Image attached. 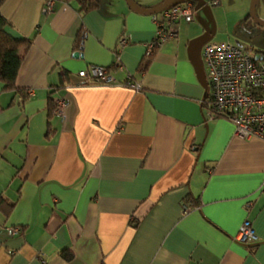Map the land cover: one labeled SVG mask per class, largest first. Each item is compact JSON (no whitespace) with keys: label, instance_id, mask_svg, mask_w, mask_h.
Returning <instances> with one entry per match:
<instances>
[{"label":"crops","instance_id":"crops-1","mask_svg":"<svg viewBox=\"0 0 264 264\" xmlns=\"http://www.w3.org/2000/svg\"><path fill=\"white\" fill-rule=\"evenodd\" d=\"M187 1L193 22L174 24L177 37L151 58L152 18L124 0L89 11L58 0L49 14L43 0L2 1L7 33L31 45L16 77L23 95L0 84V264H264V142L206 117L201 58L218 17L246 22L250 1ZM117 59L121 69L109 70L118 84H80L79 71ZM49 95L64 102L52 118ZM186 203L195 208L184 213ZM244 220L255 243L235 240ZM10 227L23 232L9 237Z\"/></svg>","mask_w":264,"mask_h":264},{"label":"built area","instance_id":"built-area-1","mask_svg":"<svg viewBox=\"0 0 264 264\" xmlns=\"http://www.w3.org/2000/svg\"><path fill=\"white\" fill-rule=\"evenodd\" d=\"M58 0H43V12L52 13ZM212 0L211 6L218 5ZM155 27L153 40L146 45V56L168 40L177 37L171 27L183 22L190 24L194 19L191 2L177 3L168 6L161 12L151 15ZM128 43L125 35L118 39V46ZM202 64L209 83L210 92L206 96V117L208 119H225L234 127V135L242 140L258 138L264 142V61L255 59L246 51L228 42L209 41L201 50ZM114 69H121L118 59ZM81 85L118 84V81L105 68L91 66L77 74ZM127 77L126 84L129 83ZM64 106L63 100L57 102L56 113ZM183 212L190 210L187 204ZM9 237L19 235L20 228L6 229ZM235 240L241 243H255L257 235L249 222L244 220L240 225Z\"/></svg>","mask_w":264,"mask_h":264},{"label":"trees","instance_id":"trees-1","mask_svg":"<svg viewBox=\"0 0 264 264\" xmlns=\"http://www.w3.org/2000/svg\"><path fill=\"white\" fill-rule=\"evenodd\" d=\"M2 1L3 0H0V5ZM76 1H78V3L80 4L81 10L85 11L93 10L98 6L97 0ZM8 26V21L0 13V84L2 86L1 92H13L14 94L19 93L20 95H23V92L16 88V77L23 62L24 55L26 54V51L31 45V41L10 36L6 31ZM84 35V32L80 31L76 38V47H78L79 49L82 47ZM151 57L152 56H149L147 58ZM259 59H261V56H259ZM105 69H107V71L111 73L110 70H114V67L112 66L111 68ZM144 69L145 66L141 67L140 71H143ZM56 107L57 104H55L54 99L51 97V95H49L47 108L48 118H52L54 116V114L56 113ZM204 107L206 108L205 103ZM2 203V199L0 198V204ZM187 205L190 207V209L195 208L194 206L191 207L189 204ZM10 209L11 206H8L7 210L10 211ZM20 231L23 232L22 228H20ZM60 255L67 262L72 260V255L66 250L62 251Z\"/></svg>","mask_w":264,"mask_h":264},{"label":"rangeland","instance_id":"rangeland-1","mask_svg":"<svg viewBox=\"0 0 264 264\" xmlns=\"http://www.w3.org/2000/svg\"><path fill=\"white\" fill-rule=\"evenodd\" d=\"M134 1V0H133ZM247 11V16L249 15L250 3ZM135 2V1H134ZM183 0H174L173 4L182 3ZM136 3V2H135ZM229 8L235 7L239 4V0H228L227 2ZM197 8L202 6H207L211 8V4L209 0H199L197 3ZM256 10H257V2H256ZM257 15V13H256ZM257 18L260 21H264L260 19L257 15ZM245 19V16H244ZM243 20V19H242ZM237 19L236 17L230 14H221L218 17V27L217 30L220 31L219 36L213 39V42H228L230 44L236 45L242 49H249L248 54L253 56L255 52L261 51L264 52V27L255 25L253 20L249 18L246 22ZM242 21L241 28L238 27V24ZM254 30V31H252ZM227 33V34H226Z\"/></svg>","mask_w":264,"mask_h":264},{"label":"water","instance_id":"water-1","mask_svg":"<svg viewBox=\"0 0 264 264\" xmlns=\"http://www.w3.org/2000/svg\"><path fill=\"white\" fill-rule=\"evenodd\" d=\"M124 1H125L126 5L131 10H133L139 14L149 15V16L161 12L162 10L166 9L170 5H174L173 4L174 0H163L160 4H158L157 6H155L153 8H142V7L138 6L133 0H124ZM249 17L253 20L255 25L264 27V21H260L256 15V0H251ZM73 57L79 58V57H82V55L79 52H76L73 54ZM255 59H258V57L255 56Z\"/></svg>","mask_w":264,"mask_h":264}]
</instances>
